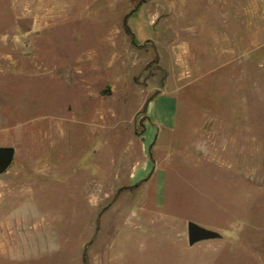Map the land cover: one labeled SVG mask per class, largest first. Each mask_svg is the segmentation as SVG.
<instances>
[{"label":"rangeland","instance_id":"obj_1","mask_svg":"<svg viewBox=\"0 0 264 264\" xmlns=\"http://www.w3.org/2000/svg\"><path fill=\"white\" fill-rule=\"evenodd\" d=\"M2 147L0 264H264V0H0Z\"/></svg>","mask_w":264,"mask_h":264},{"label":"crops","instance_id":"obj_2","mask_svg":"<svg viewBox=\"0 0 264 264\" xmlns=\"http://www.w3.org/2000/svg\"><path fill=\"white\" fill-rule=\"evenodd\" d=\"M151 23H153L152 20ZM178 105V99L173 93L161 91L160 93L153 96L147 105V122L155 124L157 126V132L169 131L171 129H174V124L176 122V110L178 109ZM56 247L58 248V246L49 244L46 246L44 251L54 250L56 249ZM0 250L3 253H5V251L8 252L6 246L3 244H0ZM18 250L20 249L18 248V246H16L10 249L9 251L14 256L16 251ZM29 251L33 252V249L30 248ZM63 264H84L81 259L80 251L76 256H73ZM90 264H111V262L108 260L103 261L100 258L98 260L91 259Z\"/></svg>","mask_w":264,"mask_h":264},{"label":"water","instance_id":"obj_3","mask_svg":"<svg viewBox=\"0 0 264 264\" xmlns=\"http://www.w3.org/2000/svg\"><path fill=\"white\" fill-rule=\"evenodd\" d=\"M15 158V149L12 147L0 148V175L7 172ZM188 243L190 246L205 240H214L219 238V234L212 230L205 229L194 222L187 225Z\"/></svg>","mask_w":264,"mask_h":264}]
</instances>
